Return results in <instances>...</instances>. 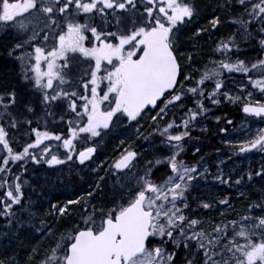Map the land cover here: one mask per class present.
I'll return each mask as SVG.
<instances>
[{"label":"snow or ice","instance_id":"obj_1","mask_svg":"<svg viewBox=\"0 0 264 264\" xmlns=\"http://www.w3.org/2000/svg\"><path fill=\"white\" fill-rule=\"evenodd\" d=\"M233 6L225 0L221 7ZM235 6L242 11L231 19L243 37L261 45V55L247 63L233 59L232 50L239 51L236 35L221 37L214 49L220 58L210 57L194 75L185 71L192 67L191 53H181L178 34L199 16L197 0H0V27L17 33L9 54L20 60L23 78L39 91L44 108L59 109L45 115L65 126L63 131L50 128L36 117L32 100L11 85H0V216L8 224L26 207L25 165H62L73 159L81 166L93 164L97 145L121 125L126 126L121 136L127 130L143 135L142 127H150L168 153L154 154L140 166L142 157L125 144L109 164L116 175L108 206L97 209L92 203L93 193L103 191L102 176L75 200L53 203L57 216L80 218L42 253L33 248V264H264V214H255L264 213V195L234 219L198 218L190 211L189 190L210 170L181 156L197 117L209 111L206 102L238 99L222 90L224 70L244 74L239 88L252 85L264 97V0H235ZM207 21L215 29L221 18L214 12ZM206 31L196 27L194 34ZM79 63L88 65L82 75L74 71ZM242 111L252 124L243 128L241 138L224 143L239 153H264V99L243 102ZM18 125L28 127L23 140L17 138ZM246 175L264 179V166ZM212 178L236 185L244 179L237 175L233 180L222 171ZM218 203L228 207L229 197ZM197 206L212 207L207 200ZM0 264L15 260L0 259Z\"/></svg>","mask_w":264,"mask_h":264},{"label":"trees","instance_id":"obj_2","mask_svg":"<svg viewBox=\"0 0 264 264\" xmlns=\"http://www.w3.org/2000/svg\"><path fill=\"white\" fill-rule=\"evenodd\" d=\"M197 3H198V0H197ZM198 5L200 8L199 3ZM218 9L220 11L223 10V12L225 11V14H227L226 9L221 6L216 7V8L215 7L208 8L206 9V11H208L211 14V12H216ZM200 13H199V16L196 17L191 24L181 29L180 33L178 34L181 40H183V37H185L183 35L188 34L190 31H193L192 26L194 25V23L196 21L201 20V17H202L201 10H200ZM228 21H229L230 26H235L236 23L233 21V19H229ZM112 27H113V24H111V28ZM191 33L192 32L188 34V38L192 35ZM192 36H196V35H192ZM236 37H237V41L239 44V51H237L236 49L232 50L233 59L235 58L243 59L247 63L249 59H254L261 55L259 51L261 48V45L257 41L253 39L245 40L242 36H239V35H237ZM219 40L220 39L213 40L210 43V50L214 51L215 45L217 41ZM9 41L10 39L6 40L5 44L1 46L2 50L0 49V53H1L0 85H11L17 88L23 97H26L33 101L32 108H33V111L36 113V117L41 118L42 121H48L50 128L55 127L56 129L61 130V131L65 130V126L62 123H60L59 121H55L54 117L45 115V112L57 113L59 112V109L55 106L45 109L44 106L40 103L39 91L34 89L28 83V81H26L23 78L25 68L21 65L20 60L15 55L9 54L8 48L11 47L12 45V44H9ZM248 42L251 43L250 46ZM195 55L191 56V57H197L196 61H192L193 63L192 66H195L194 68L196 69V71H198L201 69L202 66H204V64L200 66L199 64L196 65V63L198 62V59H202V56L200 55V49H198V52ZM214 56L217 60L220 58L219 53L215 52ZM87 68H88V65L86 63H79L75 66L74 71L77 75H82L84 72L87 71ZM14 72L18 73L19 80L18 78L11 76L12 74H14ZM221 78L223 79V82H224L222 86V90L226 88V90L232 91L233 95H235L234 92H237L238 95L240 96H236L238 97V99H233L231 101L226 100L221 96L220 97L221 102L215 105L211 104L210 102H206V107L209 109V111L205 112L203 116L197 117V126L194 128H191V136L184 138V142H185L184 146L199 140V141H204L207 143L208 145V148H206L207 152H208V149H210L209 154L206 155L207 156L206 162L209 164L208 168L210 171L208 173H205V178L198 177V179H196V183L193 185L192 190H191V195H190L191 203L189 205L190 211L192 213L196 214L198 218H203L204 220H208V221H212V220L219 221V218H222V217L227 218L228 220H231V219L236 218L237 214L243 215L244 212L235 210V208L232 207V203H236L238 201V196L240 199L245 198L244 195H240L241 193L243 194V190L245 188H248L249 190L253 191L250 195H246L248 198L244 201L245 205H247L250 202H254V201L258 202L261 196L264 195V184H263L264 179L254 176L252 180H248L247 175L243 176V174L244 173L246 174L247 171H255L260 166H264V159L262 160L260 159L259 161L252 160L250 164L248 165V162H246L245 159L242 160L241 157H246L250 155V153L241 155L239 152L235 151L236 146L224 145L225 139L229 137L231 140H233L231 136L234 133L238 132L240 128L244 125L245 121L247 120V118L242 114V111H241L243 102L249 101V100L264 99V97H261L259 90H253L252 85H248L244 89L239 88V83L245 80L244 74L237 73L234 70L231 72H229L228 70H224ZM246 92H251L253 94V97H250V99H246V96H245ZM254 94L256 96H254ZM174 111L175 110L169 112L170 117L173 115ZM178 114L179 113H176V115ZM216 116H219L220 119L216 120L215 119ZM28 119H34V117L29 116ZM229 120H231V124L228 123ZM149 123H154V122H149ZM33 126H37V125L34 124ZM134 127L135 126L133 125V128ZM18 128H19V131L16 133L17 138L23 140L26 134L28 133V127L27 126L19 127L18 125ZM125 128L126 126L121 125L120 129L125 130ZM221 128L227 129L228 130L227 133L221 132L220 131ZM115 131L112 133H115ZM142 131H143V135H139V138H140L139 142L141 143L140 145L141 147L143 143L147 145L150 143L149 141L153 142L155 140L154 137L157 135V133H153L152 129L150 127H147L146 125L142 127ZM133 133L134 131L132 130L129 131L127 134V137L128 136L130 137ZM117 147L118 145L116 147L115 145L112 146V141L110 139V136L107 138H105L104 136L103 139L100 141V143L97 145V151L94 154L95 162L93 164L81 166L79 164V161L73 159V161H66L62 165H53V166H48L46 164L25 165V167L27 168V171L23 173V175L27 177V181H28V183L23 186L24 192L25 194H27L25 195V197L27 198L25 202L26 207L20 209L17 212L21 211V213L19 214L24 215L28 213L29 209L32 207V203L39 202L40 200L45 201L46 195H44L43 193L40 195L35 194V193L29 195L28 193V191L32 189V186H36L37 180H35L34 176L41 172L48 173L47 175L44 174L43 180H47L48 182H53L56 184L55 186H60L61 189L66 188L67 190L66 195L63 194L62 195L63 198L61 197L64 200L63 202L70 200V199L75 200V198L79 196L81 192L86 190L85 189L83 191H79L80 193L76 192V188H80L81 183L84 182V175L90 174L91 180L94 181L98 178V176H101L102 174H104L105 175L104 179H109L110 183L106 185V188H104L105 189L104 192H102V196H106V197L104 198L102 197L99 200L97 199L95 202V206L97 209L104 207V206H108V201L106 199H108L109 195H112L113 193V184H114L115 175H116L115 173L111 172V168H109V164H110L109 161L111 160V163L114 162V160H112V156L113 154L117 152L116 150ZM135 151H137V153L140 156L142 155V148L137 147L135 148ZM223 152L224 153L232 152L230 159L226 163L228 166V171L227 173H224V175L232 176V174L234 173L236 174V176L242 175L244 177L241 184L233 185L235 187H232L231 182H229L228 184H224L212 178L213 175H215L214 170L216 168L215 166L217 162L216 160L219 154ZM149 155H152V153L150 152L148 156ZM256 158H258V154L254 153L253 159H256ZM200 159L201 157L198 160L197 159L195 160L188 156L184 158V161L185 163H188L191 160H194L195 161L194 163L201 164L203 162ZM100 161H104V163L100 164ZM97 164H99L100 166L96 167ZM96 168H98V170L96 173L93 174L92 171L95 170ZM109 173H111V175H109ZM232 177L235 178L234 175ZM102 183H103L102 180H100L101 188H102L101 186ZM37 184L39 185L40 183H37ZM196 186L203 187L204 190L207 193H209V195H202L201 197L192 201V191L194 190V188H196ZM231 188H235L237 193L233 195V193H231V190H230ZM208 190H211L212 192ZM35 195H37V197H35V199L32 200V198ZM95 195L97 194L95 193ZM95 195L93 196L95 197ZM225 195L229 197L228 207H224L223 205L218 203V201L223 199ZM200 200H207L208 203L212 207L210 209H204L201 206L199 207V209L201 210V214H198L194 211V207H195V203L199 202ZM216 208L224 209L226 211V214L218 215V213L214 212ZM80 209H81V206H80ZM14 210H15V206H14ZM77 210L78 208L76 206L75 211L76 213H79ZM19 214L11 218L12 223L17 221ZM255 214L261 215L264 213H261L259 210H257ZM74 216L76 219L71 221V217H65L61 215L59 217V220L56 226L53 225V219L50 214H47V216L45 217H41V220L45 222L48 227L52 228L53 235H54L53 237L58 238L60 234H65L66 232H69L71 227L77 223L80 217L79 215H74ZM0 224L4 226L6 231L11 232L8 229L9 225L11 224H8L6 222V218L4 216H0ZM38 226L32 229L34 231V235L36 236V238L37 239L40 238L39 241H42V240L52 241L53 237L49 238V235H50L49 233L47 234L37 233Z\"/></svg>","mask_w":264,"mask_h":264},{"label":"bare ground","instance_id":"obj_3","mask_svg":"<svg viewBox=\"0 0 264 264\" xmlns=\"http://www.w3.org/2000/svg\"><path fill=\"white\" fill-rule=\"evenodd\" d=\"M231 2L233 3L234 6L231 9H226L227 14H225V11L223 12V10L220 11L219 9L215 12V13L219 14L222 24L220 22V24L217 25V27L215 29H212L209 27L207 18L214 12H211V14H210L208 11H206V9L214 8V7L215 8L220 7L225 3V0H198V3L200 4V10L202 12V17H201L200 21H196L194 23V25L192 26L193 27L192 30L194 31L196 27H203V28L207 29V31L201 32L199 34H194L193 31H190V32H192L191 34H194L197 37L191 35L188 38V34L190 33L189 32L188 34L183 35L185 37H183V40H182V41H184V44L182 45V52L186 55H188L187 52H189L188 50L190 49V47H192L190 43L192 42V40H196L192 43H194V46H196L198 49H200V55L202 56V59H198V62L196 63V65H198V64H199V66L202 64L205 65V63H208L210 57L216 59L214 56L215 52L213 50H210V43L213 40L221 39V37H228V36L233 35V34H235L236 36L237 35L242 36V33H241L237 23L235 24V26H230L229 21H228L229 19H231V17L237 16L242 11V9H240L238 6H235V0H231ZM8 37H9V35L4 36L2 41H0V49L1 50H2L1 46L3 44H5V41L8 39ZM16 38H17V36H15V35L11 36L9 44H13L15 42ZM243 38L245 40H249L247 37H243ZM248 44H249V46L251 45L250 42H248ZM0 58H1V53H0ZM194 67L195 66L188 67L185 69V71L193 72V74L195 75L197 73V71ZM11 76L18 78V80H19L18 73L14 72V74H12ZM245 96H246V94H245ZM251 97H253L252 93H251ZM121 131H124V129H119L114 135H112V137H110V139L112 141V146L115 145V147H116L119 144L120 140L125 139V136L127 137L128 132L131 130L125 131V134L122 136L119 135V133ZM238 134H240L239 131L234 133L231 136V138L232 137L236 138ZM128 139H130V141L132 142L133 145L144 149L145 152L147 151L146 158L148 157V154L150 152H152L153 150L154 151L161 150V148H162L160 141L157 139H155L153 142H151L147 145L143 143L142 147H141L140 146L141 143L139 142L140 141L139 135H136L135 133H133ZM156 145L160 148H156ZM206 148H208V145L204 141L198 140L196 142L188 144V145L184 146L183 159L185 157L189 156L195 160L196 159L198 160L201 157L200 160L203 162L201 164L207 165V168H208L209 164L206 162V160H207L206 155L209 154L210 149H208V152H207ZM120 149H121V146H120ZM196 150H197L196 154L192 155V152H194ZM256 152H258V151L252 150L249 153L251 154V153H256ZM221 154L226 155L230 158V156L232 155V152H229V153L223 152V153H220L219 155H221ZM226 163H227V161H223V160H222V162H216V164H215L216 168L214 170L215 175L219 174L220 171H222L223 173H227L228 166ZM44 174L47 175L48 173L41 172V173H38L34 176L35 180H37L36 186H32V189L30 191H28V193H29V195L33 194V193L40 195L43 193L44 195H46L45 201L40 200L39 202L32 203V207L29 209L28 213H26L24 215L19 214V213H21V211L17 212V214H19L18 218L20 220V223L18 224L17 221H15L11 225H9L8 229L11 232L6 231L4 226L0 224V259H4V260L14 259L15 264H33V255H32V258H29L28 260H23V258H24L23 256L25 255V253L26 252L32 253L33 248L38 249L42 253L44 251V249H46L52 243V241H48V240L39 241L40 238H38V239L36 238V236L34 235V231L32 229H34L36 226H38V224L41 222L39 217H43V216L45 217V215L47 216V214L51 215V217L53 219V225L54 226L57 225L59 217L61 215L57 216L55 214L54 210H52L51 205L53 203H57V204L62 203L64 201L62 199L63 198L62 195L63 194L66 195L67 190H66V188L61 189L60 186H55L56 184L53 182H48L47 180H43ZM233 175H234V177H236V174L233 173L232 176ZM245 175L246 174L244 173L243 176H245ZM101 176L103 177V179H102L103 183L101 185L102 189H103L102 192H104V190H105L104 188H106V185H108L110 183V180L104 179V177H105L104 174H102ZM233 180H235V178H233ZM94 181L91 180L90 174L84 175V182L81 183L80 188H76V192L83 191L85 189H86L85 191H88L89 186L91 184H93ZM37 183H40V184L38 185ZM231 185H232V187H235V186H233V185H235V183L231 182ZM230 190H231V193H233V195L235 193H237L235 188H231ZM208 191L212 192L211 190H208ZM97 192L101 193L99 195H102L100 188L97 189ZM252 192H253L252 190L245 188L243 190V195L245 198L240 199L238 196V201L236 203H232V207H234L235 210L244 212V209L246 206L244 201L248 198L246 195H250ZM25 195H27V194H25ZM93 195H95V193H93ZM202 195H209V193H207L203 187L196 186V188H194V190L192 191V201L201 197ZM111 196L112 195H109L108 199H106V200L109 201ZM35 197H37V195H35L32 198V200H34ZM102 197L104 198L106 196H101V198ZM189 198H190V196H189ZM189 202L191 203V198L189 199ZM198 203L199 202L195 203L194 211L198 214H201V210L197 206ZM214 212L218 213V215H225L226 214V211L223 210L222 208L221 209L216 208L214 210ZM30 216H31V218H29ZM222 219H224V218L223 217L219 218V221ZM181 255H183V252H181Z\"/></svg>","mask_w":264,"mask_h":264},{"label":"rangeland","instance_id":"obj_4","mask_svg":"<svg viewBox=\"0 0 264 264\" xmlns=\"http://www.w3.org/2000/svg\"><path fill=\"white\" fill-rule=\"evenodd\" d=\"M194 33H195V30L193 31ZM192 35H194V34H192ZM2 37V36H1ZM178 41H179V47H180V51H181V53L186 57L187 55L186 54H184L183 52H182V45L184 44V41H182L181 40V38L179 37V35H178ZM194 41H196V40H192V42H194ZM190 43L191 44V46L192 47H190V49L188 50L189 52H187V53H191V56H193V55H195L197 52H198V48L196 47V46H194V43ZM195 56H197V55H195ZM197 60V57H191V60L190 61H188V63H190L191 65H193V63H192V61H196ZM181 63H182V65L185 63V61L184 60H181ZM205 64H207V63H205ZM230 92H232V91H230ZM235 93V95L234 96H240V95H238V93L237 92H234ZM233 94V93H232ZM246 94V93H245ZM254 96H256L255 94H254ZM250 97H248L247 95H246V99H249ZM242 101H244V100H242ZM250 124H252V122L251 121H245V123H244V125L240 128V130H239V132H240V134H238L237 135V137L236 138H233L232 137V139L233 140H235V139H237V138H241L242 137V131H243V128L246 126V125H250ZM253 126H255V125H253ZM260 126H264V123H262ZM119 129H117L116 131H115V133L118 131ZM115 133H109L108 135H106L105 136V138H107V137H112V135H114ZM129 138V136L128 137H126L125 136V139H123V141H124V144H121L120 142H119V144H118V147L116 148V150H117V153L116 154H113V156H112V160H115V159H117L118 158V153L120 152V146H121V148H123L124 147V145L126 144V145H128V147H130V148H132V149H135L137 146H135V145H133L132 144V142L130 141V139H128ZM226 139H228V140H231L229 137H227ZM225 139V140H226ZM121 141V140H120ZM224 145H226V146H235V145H233V144H225L224 143ZM162 146V148H161V150H156V151H152L151 153H152V155H149L147 158H146V154H147V151L145 152V150L144 149H142V155H141V157H142V159H140L139 161H138V163H139V165L140 166H143V164H144V161L145 160H150V159H153L154 158V154H158V155H167L168 153H167V151H165L164 149H165V146L164 145H161ZM156 148H160V147H158L157 145H156ZM196 152H197V150L196 151H194V152H192V155L193 154H196ZM257 154H258V158H256V159H253V154L254 153H251L250 155H248V156H246V157H241L242 158V160H246V162H248V165L250 164V162L252 161V160H255V161H259L260 159L262 160V159H264V153H261V152H256ZM116 155V156H115ZM145 155V156H144ZM181 156L183 157V152L181 153ZM179 158V157H178ZM230 158L228 157V156H226V155H223V154H221V155H219L218 156V159H217V162H222V160L223 161H228ZM109 163H111V160L109 161ZM188 164H191L190 162H188ZM219 165V164H218ZM97 170H98V168H96L95 170H93L92 171V173L94 174V173H96L97 172ZM198 170H200V169H198ZM196 179H198V177L196 178ZM191 190H192V188L189 190L190 192H191ZM101 196L102 195H99V196H97V195H95V197H96V199H94L93 201H92V203L93 204H95V202H96V200L98 199H101ZM190 199V198H189ZM189 205H190V202H189ZM77 208H78V212L80 213L81 212V209H80V204L79 203H77ZM224 210V209H223ZM83 214H86V213H83ZM46 216V215H45ZM44 217V216H43ZM76 218H75V216H74V218H71V221H73V220H75ZM40 220H41V217H40ZM42 221V220H41ZM39 226L37 227V229H40V231H37V233H39V234H44L45 233V229L46 228H48V226H47V224L45 223V222H43V223H39L38 224ZM50 235H49V238H52L54 235H53V231H52V233H49ZM68 234V232H66L65 233V235H67ZM32 255H33V253H25V255L23 256L24 258H23V260H28L29 258H32Z\"/></svg>","mask_w":264,"mask_h":264},{"label":"flooded vegetation","instance_id":"obj_5","mask_svg":"<svg viewBox=\"0 0 264 264\" xmlns=\"http://www.w3.org/2000/svg\"><path fill=\"white\" fill-rule=\"evenodd\" d=\"M13 36L17 35V33L12 28L0 27V36Z\"/></svg>","mask_w":264,"mask_h":264},{"label":"water","instance_id":"obj_6","mask_svg":"<svg viewBox=\"0 0 264 264\" xmlns=\"http://www.w3.org/2000/svg\"><path fill=\"white\" fill-rule=\"evenodd\" d=\"M244 113V112H243ZM245 115H247V116H249V114H247V113H244Z\"/></svg>","mask_w":264,"mask_h":264}]
</instances>
